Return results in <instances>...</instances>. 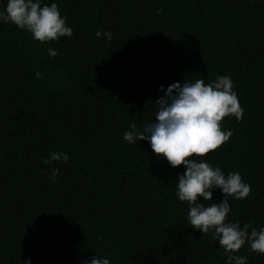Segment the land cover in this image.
Instances as JSON below:
<instances>
[{
    "label": "trees",
    "instance_id": "16d2710c",
    "mask_svg": "<svg viewBox=\"0 0 264 264\" xmlns=\"http://www.w3.org/2000/svg\"><path fill=\"white\" fill-rule=\"evenodd\" d=\"M54 2L71 38L42 43L0 23V264L98 255L110 264H224L218 242L188 224V204L175 195L183 165L123 132L154 119L161 85L231 76L242 119L224 117L228 141L194 158L239 172L251 192L230 201L227 219L264 227V0ZM51 152L69 161L42 164ZM53 166L55 182L44 171ZM222 198L215 190L213 201L198 202ZM236 255L264 264L247 244Z\"/></svg>",
    "mask_w": 264,
    "mask_h": 264
},
{
    "label": "clouds",
    "instance_id": "9594fccd",
    "mask_svg": "<svg viewBox=\"0 0 264 264\" xmlns=\"http://www.w3.org/2000/svg\"><path fill=\"white\" fill-rule=\"evenodd\" d=\"M162 9H157L159 14ZM13 23L18 28L29 32L36 41L47 43L61 37L71 38L73 29L66 24L57 3L44 4L43 0H7L0 10V23ZM96 37L112 39L111 31L99 30ZM48 55L55 57L58 52L48 48ZM40 78L42 74L36 73ZM234 82L229 75H216L215 79L205 83L202 79L194 82L184 80L170 84L155 99L154 119L138 127L135 122L123 132V140L129 144L147 141L152 153L165 158L173 168L183 165L184 172L176 183V197L188 204V224L201 234H210L218 242L219 252L226 257L224 264H247V257L236 255L242 246H248L250 252L264 255V227L257 229L251 222L240 224L227 219L231 211L230 201L246 199L251 192V185L244 181L239 172L225 175L219 166H213L204 159L216 150L232 135L230 129L221 128V121L226 116L242 119L244 109L240 106L237 93L233 90ZM69 161L66 152H51L42 158V164L55 165ZM49 180L55 182L59 168L45 169ZM219 190L222 199L205 206L202 201H213V191ZM83 264H110L106 257L93 256L82 261ZM23 264H32L31 259Z\"/></svg>",
    "mask_w": 264,
    "mask_h": 264
}]
</instances>
